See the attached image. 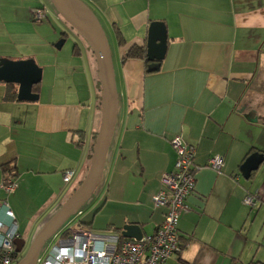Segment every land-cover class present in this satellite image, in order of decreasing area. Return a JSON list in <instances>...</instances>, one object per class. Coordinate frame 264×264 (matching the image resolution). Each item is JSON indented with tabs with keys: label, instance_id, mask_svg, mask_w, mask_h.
Masks as SVG:
<instances>
[{
	"label": "crops",
	"instance_id": "1",
	"mask_svg": "<svg viewBox=\"0 0 264 264\" xmlns=\"http://www.w3.org/2000/svg\"><path fill=\"white\" fill-rule=\"evenodd\" d=\"M79 1L113 38L117 60L110 51L118 108L100 181L107 172L99 209L109 206L112 215L102 230L135 223L145 235L157 228L164 209L152 196L161 174L173 169L170 140L180 136L195 148L200 168L178 219L183 250L166 264H264V0ZM41 6L46 0H0V58L58 57L54 51L71 33L64 31L56 48L48 24L31 19ZM152 21L164 23L167 46L159 68L147 72L144 61L123 58L131 44L145 46ZM65 23L76 36L68 57L48 71L49 94L9 100L8 83L0 81V181L2 164L14 165L19 182L8 203L25 241L85 178L100 124L94 52ZM253 153L262 161L244 179L239 168ZM215 154L224 160L219 173L205 166ZM66 169L76 172L70 183ZM42 180L45 187L34 184ZM247 192L252 206L243 202ZM0 217L9 221L3 211Z\"/></svg>",
	"mask_w": 264,
	"mask_h": 264
},
{
	"label": "built area",
	"instance_id": "2",
	"mask_svg": "<svg viewBox=\"0 0 264 264\" xmlns=\"http://www.w3.org/2000/svg\"><path fill=\"white\" fill-rule=\"evenodd\" d=\"M31 19L43 22L47 19V10L36 7ZM175 150L173 169L163 172L159 178V190L152 196L155 207L164 209L163 219L151 234H143L140 239L121 238L120 232H99L87 227H78L77 218L56 232L53 243L46 251L38 255L36 264H166L167 260L183 250L178 231V219L189 208L186 198L195 188V174L200 168L194 162L195 148L184 144L180 136L170 140ZM222 155H211L206 167L219 173L223 165ZM15 170L4 172L0 189L6 196L14 192L17 182ZM74 169L63 172V181L70 183L75 177ZM254 194L247 192L243 202L252 206ZM9 219L6 223L0 217V264H17L21 253L16 252L14 240L20 238L15 215L6 197L0 198V212ZM65 230L67 233L65 234ZM64 232V233H63Z\"/></svg>",
	"mask_w": 264,
	"mask_h": 264
},
{
	"label": "water",
	"instance_id": "3",
	"mask_svg": "<svg viewBox=\"0 0 264 264\" xmlns=\"http://www.w3.org/2000/svg\"><path fill=\"white\" fill-rule=\"evenodd\" d=\"M60 16L76 29L92 48L96 63L97 76L100 83V124L95 136L90 164L85 178L71 196L60 206L44 225L37 231L27 251L17 264H36V259L44 243L67 219L92 196L101 181L102 170L111 143L118 108L112 58L106 35L95 15L79 0H50ZM64 43L61 39L55 44L60 48ZM167 46L166 28L162 21L150 22L147 30L145 56L147 72L155 71L164 58ZM42 69L32 58L11 60L0 58V81L17 86L16 98L19 101H37L38 93L33 92L34 85L41 82ZM262 155L253 153L241 164L239 170L244 179L259 166ZM124 238L140 239L143 235L138 224L127 223L120 230ZM16 252L21 253L25 240H14Z\"/></svg>",
	"mask_w": 264,
	"mask_h": 264
},
{
	"label": "rangeland",
	"instance_id": "4",
	"mask_svg": "<svg viewBox=\"0 0 264 264\" xmlns=\"http://www.w3.org/2000/svg\"><path fill=\"white\" fill-rule=\"evenodd\" d=\"M46 3H47V8H46L47 9V19L41 23L48 24V26L50 28V35H51L52 41L57 42L60 39V37L64 31H69V33H71V34H69L67 36V38H66L67 41L63 44L62 48L58 51H54L57 53L58 57H55L54 55L46 54L43 59L38 57V62L34 59V61L37 63V65L39 67H41V69H42V79H41V82L39 83V92H38L39 93V99H40V97L43 98L46 93L47 94L50 93V81H49V79L52 76L48 75L49 69L50 70L53 69V66L56 62H61L62 60H64L65 58L68 57L67 53L72 48L73 38L76 36L73 33L72 29H70V27L67 25V23H65L63 18L57 13V11L53 7L50 0H46ZM37 25H39V24H37ZM104 33H105L106 37L108 38L110 51H111V54H112L114 62H115L117 60L115 57L116 52H114V47L112 46V39L113 38L111 37L110 34H108V32L104 31ZM36 46H40V43H37ZM44 65H46V66H44ZM115 68L117 71V69H118L117 64H116ZM112 148H113V143H112ZM16 182H19L18 178H16ZM108 183H109L108 174L106 172V173H104V180L97 186V188L95 189V191L92 194V196L90 197V199H88L79 208V210L82 213L84 212V214H83L84 216H81V220L83 219L86 221L87 220L90 221L92 215L95 217L93 220V223H92V229L95 231H99V232L103 231L102 229L104 228L105 223L109 220V217L112 215V210L109 206L102 208V210H101V208L98 210V208L102 204V201L104 202V199H107V197H108V193L106 191ZM34 184L38 185L40 187L41 186L45 187L46 182L44 180H42V181L36 182ZM4 197H6L9 202H11L13 196H12V194H9L8 196H6L5 194L1 193L0 198H4ZM58 209H59V207L55 208V210L52 211V213L49 216L50 217L53 216ZM75 214L72 215L68 219V221H66L62 225V227H60L56 232H59L65 226L72 223L73 220L75 218H77V216H78ZM48 217H46V218H48ZM48 219H46L45 221L43 220L42 223L44 224ZM36 233H37V231H36ZM54 234L50 238H48L47 241L44 243L43 247L41 248L40 255H42L46 251V249L53 243V241L55 239ZM34 236H35V234H33V232L28 235V239H27V241H25V246L22 249L21 254H23L27 251L30 243L32 242V240L34 238Z\"/></svg>",
	"mask_w": 264,
	"mask_h": 264
},
{
	"label": "trees",
	"instance_id": "5",
	"mask_svg": "<svg viewBox=\"0 0 264 264\" xmlns=\"http://www.w3.org/2000/svg\"><path fill=\"white\" fill-rule=\"evenodd\" d=\"M117 34H118V42L120 45L122 44H125L124 42V39L122 38V36H120V32L117 31ZM145 46L143 45H139L137 43L135 44H131L129 46V48L127 49L126 53H125V56L123 58L124 59H127V58H135V59H139V60H142L145 62L146 64V68H147V61H146V56H145ZM8 86V90H7V93H6V99H9V100H16V94H17V88L15 87V84H12V83H8L7 84ZM32 91L33 92H36L38 93L39 92V83L34 85L33 88H32ZM2 171L3 173L4 172H9V171H12V170H15V167L14 165L13 166H10V163H4L2 164ZM89 168V167H88ZM17 173L15 172L14 175H16ZM17 176V175H16ZM82 180L81 181H77L72 187L71 189L69 190L70 193L69 195H71L78 187L79 185L81 184ZM99 209V208H98ZM71 217V216H70ZM69 217V218H70ZM68 218V219H69ZM67 219V221H68ZM77 226L78 227H87V228H90L92 229V222H83L79 219L78 223H77ZM104 231H109V232H120V230H116L115 228H111L110 226L106 228V230ZM102 231V232H104ZM65 234L67 233V230L64 231ZM63 232V233H64ZM123 238V237H121ZM23 256V255H22Z\"/></svg>",
	"mask_w": 264,
	"mask_h": 264
},
{
	"label": "flooded vegetation",
	"instance_id": "6",
	"mask_svg": "<svg viewBox=\"0 0 264 264\" xmlns=\"http://www.w3.org/2000/svg\"><path fill=\"white\" fill-rule=\"evenodd\" d=\"M23 254H24V253H23ZM23 254H22V255H23ZM22 255H21V257H22Z\"/></svg>",
	"mask_w": 264,
	"mask_h": 264
}]
</instances>
